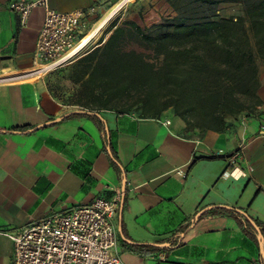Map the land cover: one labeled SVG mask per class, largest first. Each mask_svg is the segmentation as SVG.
<instances>
[{
  "label": "crops",
  "instance_id": "obj_1",
  "mask_svg": "<svg viewBox=\"0 0 264 264\" xmlns=\"http://www.w3.org/2000/svg\"><path fill=\"white\" fill-rule=\"evenodd\" d=\"M14 1L0 0V230L17 231L121 191L116 223L126 264H264V236L255 223L264 222L263 66L262 104L221 132L188 130L172 109L158 117L97 111L104 129L80 114L44 126L77 109L33 78L43 75L31 71L44 10H34L23 26ZM122 1L50 3L60 11L95 6L99 18L123 8L128 0ZM235 152L240 156L232 162ZM224 206L256 230L230 214L201 215ZM13 253V241L0 233V264H11Z\"/></svg>",
  "mask_w": 264,
  "mask_h": 264
},
{
  "label": "trees",
  "instance_id": "obj_2",
  "mask_svg": "<svg viewBox=\"0 0 264 264\" xmlns=\"http://www.w3.org/2000/svg\"><path fill=\"white\" fill-rule=\"evenodd\" d=\"M167 1L175 15L148 27L125 20L76 60L79 103L91 111L138 110L144 117L172 109L188 130L221 132L263 102L258 60L264 61V0ZM236 2L244 15L221 14L223 4ZM80 115L104 129L98 116ZM207 213L230 214L245 230H256L235 208L201 215ZM255 223L264 236V222Z\"/></svg>",
  "mask_w": 264,
  "mask_h": 264
},
{
  "label": "built area",
  "instance_id": "obj_3",
  "mask_svg": "<svg viewBox=\"0 0 264 264\" xmlns=\"http://www.w3.org/2000/svg\"><path fill=\"white\" fill-rule=\"evenodd\" d=\"M11 8L23 26L34 10H44L31 74L61 68L84 55L89 42L82 41L90 26L98 24L95 6L60 11L50 0H15ZM239 156L240 152L228 155L232 162ZM122 201L117 191L111 198L54 211L17 231L0 230L14 244L11 264H126L118 250L116 223Z\"/></svg>",
  "mask_w": 264,
  "mask_h": 264
},
{
  "label": "rangeland",
  "instance_id": "obj_4",
  "mask_svg": "<svg viewBox=\"0 0 264 264\" xmlns=\"http://www.w3.org/2000/svg\"><path fill=\"white\" fill-rule=\"evenodd\" d=\"M124 1L125 0L122 2ZM243 9V4L241 2H236L223 4L220 11L222 15L231 16L233 19H236L238 16L244 15ZM105 15L106 14L99 17L97 23H99ZM130 15L136 17L139 24L143 27H148L155 24L154 22L158 23L168 16L175 15V12L167 0H128L127 4L117 14L111 16L110 19L102 24L100 30L95 32L96 38L94 42H89L86 50L92 49L100 42L103 43L110 36L115 25H119L125 20L132 19L129 17ZM148 23L150 25H148ZM93 28L94 26H90L88 32L92 31ZM77 62L78 61L75 60L66 66L46 73L42 71L43 75L41 77L33 78L40 80L43 86H45L52 95L62 101L67 108L85 109V107L79 103L81 83L77 80ZM258 62L259 65L261 64L264 68V61L259 59Z\"/></svg>",
  "mask_w": 264,
  "mask_h": 264
},
{
  "label": "bare ground",
  "instance_id": "obj_5",
  "mask_svg": "<svg viewBox=\"0 0 264 264\" xmlns=\"http://www.w3.org/2000/svg\"><path fill=\"white\" fill-rule=\"evenodd\" d=\"M122 8L119 6V5H117V6H115L112 10H110L104 17H103V19L93 28V30L92 31H90L87 35H85V37H84V39H83V41H82V43L84 44V43H88V42H90L91 43V41H93L94 42V40H95V32L96 31H99L100 30V28H101V26H102V24L105 22V21H107L108 19H110V17L111 16H113L114 14H117L120 10H121ZM99 21V20H98ZM90 46V45H89ZM42 72V71H41Z\"/></svg>",
  "mask_w": 264,
  "mask_h": 264
},
{
  "label": "water",
  "instance_id": "obj_6",
  "mask_svg": "<svg viewBox=\"0 0 264 264\" xmlns=\"http://www.w3.org/2000/svg\"><path fill=\"white\" fill-rule=\"evenodd\" d=\"M73 114H88V115H96V116H100V114H99L97 111H91V110H87V109H77V110H73V111H71V112H69V113L63 115V116L60 117V118H57V119H55V120H51V121H49V122H47L46 124H43V125L45 126V125H49V124L55 123V122H57V121H60V120L65 119V118H67V117H69L70 115H73ZM36 129H38V128H36ZM121 205L123 206V201H122ZM214 207H217V206H210V207L207 208V209H211V208H214ZM224 207L229 208L228 206H224ZM207 209H204V210L202 211V213H203L204 211H206ZM256 227H257V229L259 230V232H260V234H261V229L259 228V226L256 225ZM261 235H262V234H261ZM261 237H262V240H263V236H261ZM263 254H264V249H263Z\"/></svg>",
  "mask_w": 264,
  "mask_h": 264
}]
</instances>
